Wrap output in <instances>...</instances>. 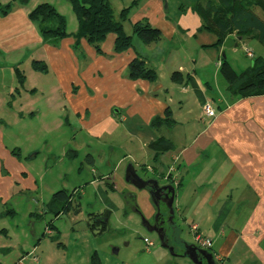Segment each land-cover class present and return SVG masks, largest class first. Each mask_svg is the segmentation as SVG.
<instances>
[{
  "label": "crops",
  "instance_id": "0c3cea01",
  "mask_svg": "<svg viewBox=\"0 0 264 264\" xmlns=\"http://www.w3.org/2000/svg\"><path fill=\"white\" fill-rule=\"evenodd\" d=\"M113 1L117 17L131 8L124 23L128 35L135 24L147 22L162 40L146 45L133 35L132 48L119 53L117 35L111 33L98 53L86 39L73 37L78 19L61 0L42 2L54 5L67 20L70 36L57 45L45 43L29 19L42 3L23 11L15 8L8 17L16 19L10 23L0 18V47L9 52L1 56L17 57L10 67L28 65L15 97L19 83L12 70L9 83L0 78V106L17 99L21 104L11 124L0 119V264H131L110 251L111 242H97L120 214L137 221L135 213L150 222L157 215L150 191L126 180L128 161L137 172L152 175L145 179L175 187V218L189 228L198 225L212 239L209 251L217 263L264 264V96L233 95L220 73L222 59L238 72L253 59L240 61L237 48L217 46V37L203 29L191 0H116L122 2L119 6ZM247 41L239 47L249 48ZM252 52L264 55V48ZM136 58L156 71L155 82L129 77ZM34 61L44 62L47 72L36 71ZM1 70L4 65L0 77ZM175 72L183 75L182 84L173 81ZM208 102L216 110L214 118L204 115ZM34 104L60 108L61 125L75 131L69 145L76 149L54 155V167H62L58 186L44 184L36 148L18 145L27 133L30 143L36 140L26 129L42 113ZM168 111L172 125H153ZM162 137L173 147L157 153L151 143ZM85 149V160L73 169L72 162ZM90 155L93 161L88 162ZM170 168L174 184L166 179ZM71 172L76 173L73 181ZM61 190L71 195L77 211H48L52 196ZM31 193L34 197L27 199ZM120 223L128 225L127 220Z\"/></svg>",
  "mask_w": 264,
  "mask_h": 264
},
{
  "label": "trees",
  "instance_id": "16d2710c",
  "mask_svg": "<svg viewBox=\"0 0 264 264\" xmlns=\"http://www.w3.org/2000/svg\"><path fill=\"white\" fill-rule=\"evenodd\" d=\"M68 1L79 23L78 31L73 37L77 42L86 39L98 53L102 52V44L111 33L117 35L115 51L119 53L132 48L133 35L138 36L146 45L162 40L161 32L149 26L147 22L135 24L133 35L125 32L124 23L128 19L131 8L122 10L116 19L110 0ZM191 1H193V10L202 20L203 29L217 37V46H222L234 36L235 40L242 37V41H257L264 48V0ZM11 6V4L2 5L0 3V11L3 10L4 14H8L12 9ZM29 19L38 26L45 43L57 45L70 36L66 18L50 3H42L35 7L30 12ZM250 58L253 59L252 65L243 72H238L228 60L222 59L220 73L233 95L239 97L264 96V55L254 56L253 54ZM33 68L42 73L48 70L47 65L40 61H34ZM16 75L19 87L15 93H18L24 86L26 77L19 68H16ZM129 77L133 80L145 79L155 82L158 75L144 60L136 58L129 65ZM172 79L180 84L184 81L180 72L173 73ZM173 123L171 113L168 111L165 119H156L153 125H172ZM172 147V143L163 137L151 143V148L157 153L168 151ZM13 154L18 155V150H14ZM86 161H93V157L87 156ZM73 208L77 211L71 202V195L65 190L56 192L47 206L48 211L55 215L69 212Z\"/></svg>",
  "mask_w": 264,
  "mask_h": 264
},
{
  "label": "rangeland",
  "instance_id": "374dc122",
  "mask_svg": "<svg viewBox=\"0 0 264 264\" xmlns=\"http://www.w3.org/2000/svg\"><path fill=\"white\" fill-rule=\"evenodd\" d=\"M57 0H0L2 5L11 4L12 9L8 14H4L3 10L0 11V18L5 19L1 21L2 23H10L12 20L14 21L16 17H8L16 8H19L20 11H23L25 9H29L31 7H34L38 3L42 2H56ZM63 3L66 4L68 10L71 12V5L68 0H61ZM128 0H125L124 3H127ZM113 3L117 6H119L122 2L117 3L116 0L113 1ZM15 9V10H16ZM260 11V10H259ZM26 12V11H25ZM116 19H118L117 15L115 14ZM247 46H249V49L256 51L257 49L263 47L260 45L257 41H247ZM14 45H10V48H14ZM8 52L5 48L2 46L0 47V65H4V70H1L2 76L0 78L5 77V82H10L9 73L12 70V73L15 77L16 75V68H19L25 73V69H27L28 65L18 64L19 66L10 67L11 61L16 59L17 57H9V58H3L1 56L2 51ZM239 53L237 54L238 60L243 61L247 60V55L245 52V48L243 45H241L239 48H237ZM251 50V51H252ZM9 53V52H8ZM241 69V68H239ZM6 82V84H7ZM3 89H0V92H2ZM4 91V90H3ZM19 93H16L14 95L17 96ZM23 101V100H22ZM21 103L23 104V102ZM36 106L42 107V113L40 114L39 118L36 120H29L26 124V129L30 130L32 134H36V140L33 141V143H30L29 134L27 133V139L22 138L21 141L18 142V145H21V147H25V145L30 150L35 149L40 153V157L37 161L36 168L39 169V173L43 175L44 177V184H48V186H58L59 181V171L61 170V165L58 163L56 167H54V163L56 162V158L54 155H60V153L64 150H71L76 149V144H70L71 139L73 138L75 131L72 130L73 128L62 126L61 122H64L63 113L60 108H54L51 109L44 104H34ZM20 102L18 99L16 102L10 104H6V106L2 107L0 106V119H3L4 123H12L14 114L17 113L20 109ZM29 109V108H27ZM28 111V110H27ZM57 119L60 120L59 123L54 124L57 122ZM63 119V120H62ZM14 126V125H13ZM19 126L14 127L17 129ZM58 128V129H57ZM19 131V129H18ZM69 135V136H68ZM125 149L122 151L124 152ZM85 150H82L80 152V156L77 159H74L75 161L72 162L73 169L80 166V163H82L85 160ZM130 166V163L126 164L124 166L125 174L127 173V169ZM45 167H47V171H45ZM69 169L65 168V171L67 172ZM70 171V170H69ZM72 175L69 177V180L73 181L72 179H76L75 174L71 172ZM138 174L143 177H151L152 175L147 174L141 170H138ZM40 175V176H41ZM90 175L87 179L91 178ZM82 178V176L80 177ZM126 178V177H125ZM82 182L84 179H80ZM85 183V182H84ZM149 191V189H145ZM31 196V198H30ZM34 197V194H30L27 196V199L30 200ZM162 209L164 207L162 206ZM131 213V211H129ZM133 214V213H132ZM135 216V219L137 218V221L133 219H129L126 217H123L122 214H120L118 217L113 218L112 227L111 230L105 232L102 236H97V242H104L108 241L111 242L112 248L110 249L111 252H113L117 257L119 258H128L131 262V264H193L192 261L184 256L185 253V246L183 243L179 242L185 241L190 244H195L193 235L190 232V228L188 223H182L177 218L175 220L177 225V231L170 230L168 232V239H169V245L174 248V252H171L169 248H165L162 246L160 236L156 232H148L147 229L142 225L144 217L136 216L135 213L133 214V217ZM124 220L128 221L127 226H123L120 222H124ZM156 217L151 220L152 223H155ZM169 225V224H168ZM180 225V226H179ZM29 226V222H28ZM171 228V224L169 225ZM180 227V228H179ZM147 237L151 241L154 242V246L151 248V251L148 252L146 250L147 245L144 242V238ZM47 244H49V241H47Z\"/></svg>",
  "mask_w": 264,
  "mask_h": 264
},
{
  "label": "water",
  "instance_id": "95a60500",
  "mask_svg": "<svg viewBox=\"0 0 264 264\" xmlns=\"http://www.w3.org/2000/svg\"><path fill=\"white\" fill-rule=\"evenodd\" d=\"M243 40L242 37L238 39H228L224 42L223 47L226 49L238 48L239 42ZM226 57V54H223ZM126 180L130 181L134 186L140 190L149 189L152 195L153 201L158 209L155 223L143 219L142 225L148 232H156L160 236L162 246L169 248L171 252H174V248L169 245L168 233L164 229L165 226L171 224V230L176 231V215L174 209L176 189L173 185H161L157 179H145L141 177L133 165H130L127 169ZM162 206L168 214L165 216L162 212ZM185 246L184 256L188 257L193 264H219L214 258L213 253L209 250L202 249L195 244H190L185 241L179 240Z\"/></svg>",
  "mask_w": 264,
  "mask_h": 264
},
{
  "label": "built area",
  "instance_id": "2783aa9c",
  "mask_svg": "<svg viewBox=\"0 0 264 264\" xmlns=\"http://www.w3.org/2000/svg\"><path fill=\"white\" fill-rule=\"evenodd\" d=\"M245 52L249 57L253 56L252 51L249 48L245 47ZM203 112L204 115L207 118H214L216 116V110L213 108L212 104L210 102L206 103L203 107ZM171 173H172V169L170 168L169 173L167 174L166 179H171L172 184H174L175 182L173 181V178H171ZM190 232L193 235L194 241H195V245L202 248V249H206L209 250L212 246V239L203 236L200 232H199V227L196 224H193L190 226ZM145 244L147 245L146 250L148 252L151 251V248L155 245L153 241H151L149 238H145L144 239Z\"/></svg>",
  "mask_w": 264,
  "mask_h": 264
},
{
  "label": "flooded vegetation",
  "instance_id": "af4514ba",
  "mask_svg": "<svg viewBox=\"0 0 264 264\" xmlns=\"http://www.w3.org/2000/svg\"><path fill=\"white\" fill-rule=\"evenodd\" d=\"M163 214L166 216L168 213H167V211H165V212H163ZM164 229L166 230L167 233L171 230V228L169 227V225L168 226H165Z\"/></svg>",
  "mask_w": 264,
  "mask_h": 264
}]
</instances>
